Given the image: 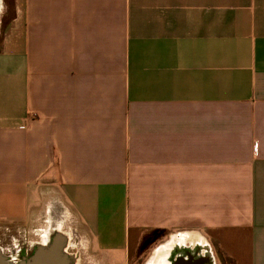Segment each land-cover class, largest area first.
Here are the masks:
<instances>
[{
    "label": "crops",
    "instance_id": "crops-1",
    "mask_svg": "<svg viewBox=\"0 0 264 264\" xmlns=\"http://www.w3.org/2000/svg\"><path fill=\"white\" fill-rule=\"evenodd\" d=\"M2 4L0 253L129 264L163 229L264 264V0Z\"/></svg>",
    "mask_w": 264,
    "mask_h": 264
},
{
    "label": "bare ground",
    "instance_id": "bare-ground-1",
    "mask_svg": "<svg viewBox=\"0 0 264 264\" xmlns=\"http://www.w3.org/2000/svg\"><path fill=\"white\" fill-rule=\"evenodd\" d=\"M178 257L202 259L206 264H214L209 245L198 235L189 233L155 250L148 264H172Z\"/></svg>",
    "mask_w": 264,
    "mask_h": 264
},
{
    "label": "rangeland",
    "instance_id": "rangeland-1",
    "mask_svg": "<svg viewBox=\"0 0 264 264\" xmlns=\"http://www.w3.org/2000/svg\"><path fill=\"white\" fill-rule=\"evenodd\" d=\"M2 0H0V10L2 8ZM184 235V234H182ZM182 235H175L174 237H164L162 239H160L157 243H155L154 245H152L149 249H147L144 252H140L139 248L138 250L135 252V254H133V256L130 259V263L129 264H148L150 262V260L153 258V253L155 252V250L159 249L161 246H164L167 243H170L171 241H177L179 236ZM177 238V239H175ZM207 242V241H206ZM207 244L210 247L211 250V254H212V259L214 264H226V261L223 259V256L219 253H217V250L212 247L209 242H207Z\"/></svg>",
    "mask_w": 264,
    "mask_h": 264
},
{
    "label": "flooded vegetation",
    "instance_id": "flooded-vegetation-1",
    "mask_svg": "<svg viewBox=\"0 0 264 264\" xmlns=\"http://www.w3.org/2000/svg\"><path fill=\"white\" fill-rule=\"evenodd\" d=\"M1 254H3L5 259L7 260V264H23L24 263L23 255L19 254L17 249L7 250ZM181 259H183L185 262L184 263L177 262V260L175 259V261L172 264H206V262H204L202 259H196V258H191V257L181 258Z\"/></svg>",
    "mask_w": 264,
    "mask_h": 264
},
{
    "label": "water",
    "instance_id": "water-1",
    "mask_svg": "<svg viewBox=\"0 0 264 264\" xmlns=\"http://www.w3.org/2000/svg\"><path fill=\"white\" fill-rule=\"evenodd\" d=\"M63 242H64L63 239H58L55 242V244L53 243L55 245L53 249L55 250V252H53L52 254L46 257H43L40 264H64L62 255L58 252V248H57V247H61ZM176 260L177 262H183V263L185 262L181 258H177ZM0 264H7V260L1 253H0Z\"/></svg>",
    "mask_w": 264,
    "mask_h": 264
},
{
    "label": "trees",
    "instance_id": "trees-1",
    "mask_svg": "<svg viewBox=\"0 0 264 264\" xmlns=\"http://www.w3.org/2000/svg\"><path fill=\"white\" fill-rule=\"evenodd\" d=\"M167 236V232L163 229H156L150 231L145 235L140 243L139 251L144 252L149 249L152 245L157 243L160 239Z\"/></svg>",
    "mask_w": 264,
    "mask_h": 264
}]
</instances>
